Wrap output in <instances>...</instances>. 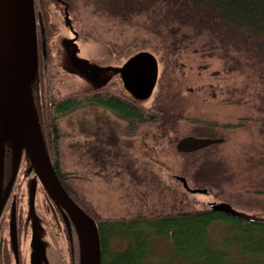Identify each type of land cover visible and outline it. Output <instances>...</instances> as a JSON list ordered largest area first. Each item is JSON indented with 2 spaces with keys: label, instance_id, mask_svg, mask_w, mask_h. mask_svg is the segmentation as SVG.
Returning <instances> with one entry per match:
<instances>
[{
  "label": "trees",
  "instance_id": "1",
  "mask_svg": "<svg viewBox=\"0 0 264 264\" xmlns=\"http://www.w3.org/2000/svg\"><path fill=\"white\" fill-rule=\"evenodd\" d=\"M127 3L126 22L133 25L134 17L140 15L144 19V31L158 40L165 56V70L151 105L141 107L129 95L122 94L123 89L111 90L112 86L81 99L77 96L58 99L57 84L50 71L40 75V82L35 84L37 87L39 83L35 100L50 159L68 193L98 223L102 264H147L156 240L170 241L173 256L186 264H264L262 223L244 221L210 209L112 221L96 216L76 199V191L70 186L72 173L63 167L64 134L59 119L85 103L118 113L135 129L145 124L156 125L160 135L173 133L179 141L183 138L180 129L186 122L210 131L217 127L239 128L244 126L241 122L245 120L264 128V0H127ZM36 5L48 26L44 0H36ZM217 62L221 68L215 77L221 78L207 86L211 92L209 98L216 103L223 99L221 102L227 107L240 106L243 111L238 117L240 123L222 124L200 118L198 114L200 108L207 105V92L204 84L198 88L191 85L195 78L190 77L188 70L194 64L201 67ZM261 134L264 136V131ZM200 152L203 150L186 155ZM254 152L257 156L262 154V160H250L255 161L254 169L257 170L258 165L264 167V144ZM196 175L201 181L196 172L191 179L195 180ZM202 175L203 184L222 193L223 197L237 194L236 198L223 199L225 202L247 211L254 209L258 215L264 214L251 203V195H264V181L251 175L246 166L228 178L212 177L205 172ZM233 189L236 192H231ZM240 194L250 196L241 200ZM217 222H229V226L215 244L210 230ZM116 237L128 239L124 249H110L109 241Z\"/></svg>",
  "mask_w": 264,
  "mask_h": 264
},
{
  "label": "rangeland",
  "instance_id": "2",
  "mask_svg": "<svg viewBox=\"0 0 264 264\" xmlns=\"http://www.w3.org/2000/svg\"><path fill=\"white\" fill-rule=\"evenodd\" d=\"M44 5H47L46 1ZM126 8L129 9L127 0H73L72 18L80 36L78 45L81 48L82 58L99 66H120L137 52L149 51L159 61V78L154 89L157 94L165 70L164 53L158 40L144 31V19L140 15L134 17L133 25L126 22L128 18ZM48 10L51 16L49 32H46L50 49L47 60L49 70L44 69V58L40 54L39 77L50 71V76L57 84V98L70 95V97L77 95L78 98H84L81 94L91 90L93 86L86 83L84 78L78 75L72 76L57 66L60 60L55 54V49L52 51V42L53 39H57L56 36L61 38V36H66L67 32L63 26V19L61 18L58 23L60 17L57 18L53 15V6H49ZM57 41L55 43L58 45ZM220 68V63L217 62L214 65L201 67L194 64L188 70L190 77L195 78V82L191 85L198 88L204 84V89L207 92L205 94L207 105L204 104L198 114L200 118L212 119L222 124L227 122L237 124L240 123L238 117L243 114L240 106L227 107L228 105L221 102L223 99H219L218 104L209 98L211 92L207 90V86H211L215 79L221 78V76L215 77ZM117 78L119 77L113 78L108 87L112 86L111 90L115 87L119 90L123 89L122 94L128 95L122 87L120 79ZM35 89H37L36 86ZM199 91L201 90L199 89ZM204 93L203 91L201 94ZM33 95L35 96L34 92ZM153 99L155 100V97L152 96L147 103L148 106L154 102ZM147 105L139 106L146 107ZM59 123L64 134L63 167L67 172L72 173L73 178L70 186L76 191L74 193L76 199L101 218L112 221L130 220L143 216L151 217L180 211L202 210L207 209L212 202L225 201L223 199L229 197L236 198L237 194L232 196L233 194L229 193L223 197L222 193L218 194L212 191L209 186H205L203 184L205 182L202 180L203 175L200 176L204 172L212 177L216 175L228 178L240 173L246 166L251 175L264 181V167L258 165L259 168L255 170V161H250L262 160V154L257 156L258 154L254 151L264 144V136L261 134L264 128L259 124L250 123L248 120L241 122L244 126L239 128L217 127L211 131L204 126L184 123L180 129V135L183 138L194 136L224 139L223 143L208 146L202 149L203 152L189 156L186 153L178 152L176 145L179 140L175 139L173 133L162 136L157 126L150 124L141 125L135 129L118 113L95 104L85 103L78 106L63 115L59 119ZM6 150H9V170L12 173L14 148L11 142H8ZM7 151L6 156L8 157ZM24 157L22 160L26 159ZM24 166L26 167V165ZM5 171L6 160L4 184ZM194 172L199 173L201 181L197 175L195 180L191 179ZM11 177L10 175L8 183ZM179 177L185 178L192 189H206L208 193H190L178 179ZM34 184L36 185L35 182ZM32 186L33 181L29 186L30 190ZM41 186L43 187L42 184ZM223 189L225 188H221V190ZM38 190L40 191V188ZM231 192L236 191L233 189ZM40 196L42 198V191L38 197ZM249 196L240 194V199L243 200ZM251 203L255 208L262 210L259 212H264L263 194L260 196L251 195ZM233 207L255 214L254 209L247 211L235 205ZM34 210L32 230L29 226L31 232L23 242L25 251L22 260H28L26 248L29 247L32 238L36 235L37 226L40 225L38 235L49 243V254L51 256L53 253V264H71L67 248L64 249L62 242H57L51 232L53 222L48 221L46 216L42 218L40 216L42 212L38 209ZM42 221H46L49 225L45 223V227ZM227 226H229V222L213 224L210 230L213 243H219L226 233ZM31 236L32 238H30ZM127 240L118 237L112 238L109 241L110 249H124L128 244ZM152 250L147 264H186L180 258L173 256L174 248L168 240L154 241Z\"/></svg>",
  "mask_w": 264,
  "mask_h": 264
},
{
  "label": "water",
  "instance_id": "3",
  "mask_svg": "<svg viewBox=\"0 0 264 264\" xmlns=\"http://www.w3.org/2000/svg\"><path fill=\"white\" fill-rule=\"evenodd\" d=\"M66 24L71 20L66 7ZM39 25V29H38ZM41 36L44 64L47 65L48 49L43 17L36 11L35 0H0V215L18 173L22 156L30 162L29 171L35 173V183L40 182L52 201L62 212L67 223L74 225L78 240L79 264H102L101 237L96 220L89 215L68 193L50 159L42 132L38 108L33 95V84L39 76L38 34ZM69 40L70 56L62 54L64 69L72 76H80L93 88L84 93L103 89L119 75L126 93L141 105H147L154 94L159 78V61L149 51H140L120 66H99L82 58L76 43L78 33ZM68 61V62H67ZM13 146V172L4 195V170L6 147ZM223 138H198L186 136L177 143L180 153H191L208 146L223 143ZM190 193L206 194V189H192L185 178H178ZM35 184L32 190L35 189ZM214 212L253 223L264 224V215L247 213L225 201L209 204ZM34 208L31 209L33 215ZM36 227V226H35ZM31 240V264H53L49 243L38 235ZM12 235L16 262L19 260L16 216L12 217ZM44 235V234H42ZM49 256V258H48ZM51 258V260H50Z\"/></svg>",
  "mask_w": 264,
  "mask_h": 264
},
{
  "label": "flooded vegetation",
  "instance_id": "4",
  "mask_svg": "<svg viewBox=\"0 0 264 264\" xmlns=\"http://www.w3.org/2000/svg\"><path fill=\"white\" fill-rule=\"evenodd\" d=\"M46 1L47 5H43L44 11L46 12V18L48 19V26L51 22V16L50 12L48 10L49 6H53L54 11L53 15L55 17L59 18V21H61V18L63 19V26L66 29V36L55 37L57 45L55 42L56 40L53 39L52 42V51L55 49V54L59 58V63H57V66L61 67L62 70L66 73H68L67 70L64 69V61L62 59V54L66 55L67 57L71 55V50L66 49V45L69 44V40L74 38L77 32V27L75 24L74 19L72 18L73 13V0H44ZM35 6L36 11L40 13L43 17L42 11L39 7V10L36 5L35 0ZM66 7L67 11L71 20V25L66 24ZM44 20V18H43ZM46 32L48 26H46ZM47 40V49H48V57L50 55V49H49V42H48V36L46 35ZM80 40V36L78 34V38L76 40V43L78 44V41ZM41 36L40 33L38 34V51H39V59L40 54L42 55V47H41ZM53 54V52H51ZM68 62V61H67ZM51 66V63H50ZM52 67V66H51ZM47 68L49 69V64L47 63ZM47 69V70H48ZM118 79V78H117ZM35 86L33 85V92L35 94ZM38 90V88H37ZM8 157L6 158V171H5V184L4 186L7 189L8 181L10 179V175L12 176L11 171L9 170V150L7 151ZM25 155L22 156V159ZM25 158V157H24ZM24 162V163H23ZM26 165V167L24 165ZM30 162H28L27 159L21 160L20 167L18 170V173L16 175L15 181L9 189V193L7 195L6 203L3 207V210L0 215V264H31V243L29 244V247L26 248L28 250V260H22V255L25 249H23V242L27 238L28 234L32 230V220L34 217L31 215V209L32 207L34 209H38L42 212L40 216L44 218L47 217V220L52 221L54 225H52V233L56 237L57 242H62V246L64 249L67 248V255L70 259L71 264H79V248H78V240L76 236V232L74 229V225L72 221L70 220V224L67 223V220L65 219L64 215L60 211V209L49 199V195L47 194L46 190L41 186V183L38 182L35 185V193L34 191H31L29 189V186L31 182L35 179V173L34 171H29ZM12 178V177H11ZM31 179V180H30ZM8 183V184H7ZM40 188V191H42V198L39 196L40 191L38 190ZM6 189L4 190V195L6 192ZM42 189V190H41ZM80 205V204H79ZM13 214L16 216V227H17V235H18V247H19V260L16 262V254L14 251V241H13V235H12V217ZM44 216V217H43ZM42 223L45 226V223L49 225L46 221ZM29 226H31V229L29 230ZM46 227V226H45ZM32 238V236L30 237ZM60 239V241H59ZM25 261V262H24Z\"/></svg>",
  "mask_w": 264,
  "mask_h": 264
}]
</instances>
